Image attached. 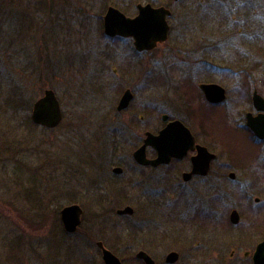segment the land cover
<instances>
[{"label": "rangeland", "instance_id": "rangeland-1", "mask_svg": "<svg viewBox=\"0 0 264 264\" xmlns=\"http://www.w3.org/2000/svg\"><path fill=\"white\" fill-rule=\"evenodd\" d=\"M131 1L0 0V264H103L97 241L122 264H142L134 257L140 250L156 264L172 251L179 254L175 264H249L243 252L264 237V227L248 228L249 219L231 225L229 202L204 224L192 197L176 202L174 221L160 225L155 179L164 169H141L132 158L144 132L167 114L208 131L216 155L211 173L237 160L242 135L229 128L243 126L253 111L254 87L264 96L263 82L235 79L264 77V0H241L251 8L224 19L195 15L191 0H183L173 10L167 46L141 54L102 31L105 8L125 12ZM186 77L193 83L176 81ZM200 82L225 89L221 106L204 104ZM126 88L133 99L117 113ZM47 89L62 112L54 129L30 119ZM114 167L123 172L114 175ZM72 204L82 209L81 223L63 235L59 211ZM125 206L132 217L115 214ZM219 213H227L225 224ZM249 231L253 240L244 238Z\"/></svg>", "mask_w": 264, "mask_h": 264}, {"label": "flooded vegetation", "instance_id": "flooded-vegetation-1", "mask_svg": "<svg viewBox=\"0 0 264 264\" xmlns=\"http://www.w3.org/2000/svg\"><path fill=\"white\" fill-rule=\"evenodd\" d=\"M182 1L183 0H166V2H164L163 4L156 5V4H153V2H141L140 0H132L130 2V5L127 6V10L125 12H122L121 10H119L118 8L114 6H107L103 12V15L101 16L102 31H103V17L105 13L107 12L108 8L110 7L116 8L122 14H124L125 17L130 18V19L137 16L139 6H145L149 4L153 8L163 7L164 9L170 12L169 16H167L166 18L167 25H168V32H167L166 40L164 42L158 43L154 49L150 51L138 52L134 48V44H133L134 41L132 37L115 36L111 38V39H116V40H119V39L127 40L128 42L132 44L134 50L140 54L156 51L159 48H164L165 46H167L169 39L172 37L173 34H171L172 27H171L170 21L172 19L173 10L181 6L180 4L182 3ZM189 5L196 11L195 15L206 17V18L208 17L214 18L216 16H219L216 18L224 19L228 14H231L233 12H238L240 14L244 13L245 11H247L246 6L250 5V3L242 2L241 0H191L189 1ZM250 8H251V5H250ZM180 36H178V38ZM173 79L175 81V78ZM235 79L239 81L242 80L240 81L241 83L247 82V81L248 82L250 81V83H254V84L262 83V82L264 83V77H256V76L240 77L239 76V77H236ZM184 80L185 81L188 80L191 83H193L192 78L190 77H186L183 80L177 79L176 81L183 82ZM200 84H211V83L200 82L197 85L198 91L196 92L198 94V97H200V99H204L205 101L204 104L206 105L208 104L209 107H219L223 104V102L226 99V91H225V99L221 103L210 104L206 102L201 90L199 89ZM257 89L258 88L254 87L252 90L251 97H250V104L252 106L253 111L245 113L243 126L241 125L239 127L236 126V127L229 128L230 131L235 133L234 135L236 136H239L240 134L242 135L240 137H241V142L243 143L244 147L242 146V148L238 149V156H237L238 158L236 161H231L232 164L230 165H228V163L226 162L219 165L218 171H215L214 173H211V169H212L211 167H212V162L216 158V155L212 152L213 150H215V148L211 146L210 137H209L210 134L204 127H198L193 130L187 127L186 123L180 117L170 118L169 115L162 114L161 115L162 125L155 130L144 132V135L143 137H141V140H140L141 142L136 147V149L142 145L146 132H150L151 134L157 135L159 134L160 131H162L165 128V126L168 123L173 122V121H179L189 130L190 134L192 135L194 139V145L204 147L208 150V152L214 154V158L210 162L209 170L205 175L193 174L189 178H184V175L189 173L192 169L191 158L196 154V149L194 151L187 152V154L181 158H173L170 160L168 164H162L157 167L140 166L136 164L141 169H149L152 171H155L158 169H164L162 170L160 174H158V177L155 179V184H156L155 194L157 197L155 200L156 215L159 219L158 222L160 223V225L162 224L163 219L165 220L164 221L165 223L170 222V220L174 221V216H173L174 213H173V210L171 209L173 208L176 202L178 203L180 200H183L182 197H185V200H189V198L192 197L193 203L194 204L195 202L198 203L197 208H196L197 209L196 213H198L197 219H199V221L203 222L206 225H210L216 220V218L211 219L213 216V211L215 209L222 210L223 207L224 206L226 207L229 202L231 205V210L228 215V220H229L230 213L232 211H236L239 217L238 223L233 226L239 227L241 223L244 222V220L249 219L251 222V225L255 223L256 227H264V134H263V137H259L258 135L254 133V131H252L246 125V115L248 113L252 114L253 117H257L260 114H264V112L257 111L253 105L252 96H253L254 91L258 93ZM126 90H130V89L126 88L123 91V93ZM258 94L264 99L263 95H261L260 93ZM124 110L117 111L116 109L117 113H122ZM163 116H166L165 120H163ZM256 128L264 129V127H256ZM239 146H240V143H239ZM146 156L148 159H154L156 156V153L152 148L147 147ZM223 157L226 159L225 155H223ZM228 168H234L236 169V172L238 173L235 174L233 171H230L227 173L226 171L222 170V169H228ZM122 172H123V169H122ZM174 196L175 198H172ZM194 197H195V201H194ZM202 197H204L205 199L203 200ZM185 203H188V201H186ZM185 205H186V208L187 206L189 207L188 204H185ZM60 211H59L58 223L56 222V226L58 228V231L61 232L63 235H65L67 233L64 231L63 225L60 220ZM133 214H134V211L131 215H123V216L132 217ZM169 216H173V218L169 219L168 218ZM226 216H227V213L225 214L223 213V215L222 213H219L218 221L223 219L224 224H225L226 223L225 221L227 219L225 218ZM248 228L252 229V228H255V226L252 225V227H248ZM249 233L250 231L244 234L246 235L244 238L253 240V238L252 239L247 238V237H251L248 235ZM263 240H264V237L258 242H256L252 251L243 252L242 256L243 258L249 261V264H253L252 256L255 251V248ZM11 243L14 244V242H11ZM233 255H234V251L230 253V258ZM139 261L142 264H144L141 260Z\"/></svg>", "mask_w": 264, "mask_h": 264}, {"label": "water", "instance_id": "water-1", "mask_svg": "<svg viewBox=\"0 0 264 264\" xmlns=\"http://www.w3.org/2000/svg\"><path fill=\"white\" fill-rule=\"evenodd\" d=\"M169 14L170 12L163 7L153 8L147 4L139 6L137 16L130 19L116 8L110 7L103 17V33L110 38L115 36L132 37L136 51H150L158 43L166 40L168 32L166 18ZM199 89L205 100L210 104H219L225 99L224 88L217 84H200ZM132 98L131 91L126 90L117 104V111L126 109ZM252 101L257 111L264 112V99L256 91L253 93ZM30 119L34 125L45 129H54L61 123V107L51 89L45 90L43 95L33 103ZM165 119L166 116H163V120ZM246 125L256 135L263 137L264 129H257L256 127H264V114L253 117L252 114L248 113L246 115ZM147 147L155 151L156 156L154 159L147 158ZM195 149L196 154L191 158L192 169L184 175V178H189L193 174L205 175L209 170L214 154L208 152L204 147L194 145V139L189 130L181 122L173 121L168 123L157 135L146 132L142 145L133 151L132 158L140 166L157 167L168 164L173 158H181L187 152ZM111 172L119 175L122 173V168L114 167ZM132 213L133 209L130 206L115 211L118 216L131 215ZM81 214L82 210L76 204L61 209L60 220L66 233L73 234L76 232L81 223ZM229 221L232 225L238 223L239 217L236 211L230 213ZM96 245L101 250L103 264H122L118 257L103 246L102 242L98 241ZM135 258L141 260L144 264H155L153 259L144 251H138ZM178 259V253L172 251L165 256L164 262L175 264ZM252 262L253 264H264V240L256 246Z\"/></svg>", "mask_w": 264, "mask_h": 264}, {"label": "trees", "instance_id": "trees-1", "mask_svg": "<svg viewBox=\"0 0 264 264\" xmlns=\"http://www.w3.org/2000/svg\"><path fill=\"white\" fill-rule=\"evenodd\" d=\"M195 218H196V219L198 218V213H195Z\"/></svg>", "mask_w": 264, "mask_h": 264}]
</instances>
